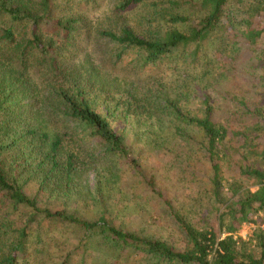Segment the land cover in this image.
Wrapping results in <instances>:
<instances>
[{
    "label": "rangeland",
    "instance_id": "obj_1",
    "mask_svg": "<svg viewBox=\"0 0 264 264\" xmlns=\"http://www.w3.org/2000/svg\"><path fill=\"white\" fill-rule=\"evenodd\" d=\"M13 1L14 5L20 4L22 9L31 13L39 10L40 0ZM160 1L149 0L132 9L120 10L122 0H53L50 20L71 21L66 25L69 30L68 44L63 46L57 41L58 31L51 23L40 24L36 32L44 43L51 44L55 49L60 68L55 75L50 72L47 62H43L42 56L32 46H27L34 33L32 24L12 22L8 16L0 13V36L2 30L10 26L15 33L13 44L0 42V169L9 181L17 179L28 196L37 198L41 208H65L70 213L93 221L103 213L124 231L154 239L160 237L179 247L174 222L160 214L161 205L149 193L143 175L148 179L153 177L156 185L163 187L170 196H175V208L199 226L204 224L205 219L212 220L231 206L228 186L240 184L243 190L250 192H255L257 187L252 180L241 177L239 168L245 161L241 154L243 150L232 148L239 146L238 139L226 149L223 180L218 187L217 197L211 194L212 186L207 178L193 172L184 162L182 146L176 140L174 146L169 130L175 121L162 101L165 96L175 98L185 81L195 78V75L187 77L184 63L181 59H175L182 55L181 51L159 62L145 64L140 51L132 47L124 48L103 35L110 32L119 36L124 29L143 37L150 33L163 35L172 27L182 30L181 26L166 24L161 16H149ZM169 8L174 13H183L192 18V12L181 4L179 8L172 5ZM218 36L213 35L205 40L192 64L198 71V66L203 65L202 57L206 55L212 69L209 93L213 101L219 104V119L227 120L229 124L235 106L231 93H226L224 83H229L230 79L226 78L221 85L214 81L218 76L217 64L228 62L226 57L218 54L215 40ZM242 68L250 71L252 66L248 63ZM231 73L238 74L239 71ZM242 81L239 78L236 82ZM259 83L256 80L257 93L246 95L253 103H257L258 93H262L261 89L259 92ZM79 93L85 96L87 103L98 114L107 117L111 112L115 113L117 118L109 120L115 133L140 136V145H132L131 156L144 172L141 177L123 162L119 165L116 158L101 157V149L89 132L77 120L66 117L65 99L77 100ZM33 128H40L50 138L57 135L62 139L61 165L68 152L80 156L85 164L90 163L81 166L80 177L75 179L74 189L66 198L55 200L48 192L39 190L41 177L38 167L45 158L38 152V140L32 141L27 136V132ZM145 132L158 133L160 137L157 139L161 145L155 147L150 143V138L143 137ZM245 154L250 164L264 165V159ZM108 163H115L123 169L121 179L115 184L110 183L104 172ZM103 197L108 199L97 201ZM6 199L7 196L0 190V247H7L16 239L18 228L24 225L21 216L27 217L29 212L21 206L10 210ZM33 226H37V222ZM258 230H264L262 212L255 216L253 224L242 225L234 237L245 242L251 240L253 247L256 242L254 234ZM24 242L26 253L19 259L20 264H35L40 259L43 264H57L63 260L66 252L75 254L69 260L71 264H80L89 259L92 264H97L99 260L103 264H122L106 256L103 249L97 246L95 235L87 238L76 227L44 221L36 232L27 231ZM128 251L124 256L129 254L131 263H144L139 252Z\"/></svg>",
    "mask_w": 264,
    "mask_h": 264
},
{
    "label": "trees",
    "instance_id": "obj_2",
    "mask_svg": "<svg viewBox=\"0 0 264 264\" xmlns=\"http://www.w3.org/2000/svg\"><path fill=\"white\" fill-rule=\"evenodd\" d=\"M147 1L149 0H122L119 7L120 10L132 9ZM13 3V0H0V13L8 16L12 22L32 24L34 33L31 34L27 46H32L33 50L42 56L43 62H47L53 75L57 74L60 68L57 55L54 54L55 49L51 44L44 43L36 31L40 24L51 23L58 31L57 41L64 46L69 41L66 25L71 21L63 23L50 20L53 0H40L39 10L34 13L22 9L20 4L18 6ZM180 4L192 12V18L170 11L171 5L179 8ZM154 9L150 17L161 16L166 24L181 26L182 30L172 27L163 35L150 33L149 36L143 37L130 29H124L119 36L110 32H104L103 35L124 48L132 47L140 51L145 64L172 57L177 51L182 52V55L176 56L175 59L182 60L188 72L187 77L192 78L195 75V78L185 81L184 87L175 98L165 96L162 101L175 121L169 130L174 146L177 142L182 146L184 162L193 172L207 178V182L212 186L211 194L217 197L218 187L223 180L226 149L238 139L239 146L232 148L243 150L241 154L245 161L239 168L241 177L252 180L257 187L256 191L243 190L240 184L228 186L231 206L214 219H205L204 224L199 226L193 224L191 219H186L185 215L175 208V196H170L163 187L156 185L153 177L148 179L143 175L149 193L154 195L161 205L160 214L174 222V230L180 244L176 247L169 240L165 241L160 237L154 239L124 231L115 226L110 216L103 213L93 221L70 213L65 208H41L37 204V198L28 196L17 183V179L9 181L0 169V190L7 196L9 209L15 210V206H21L29 211L27 217L21 216L24 225L23 228H18L16 239L9 246L0 247V264H20L21 257L26 253L24 241L27 231L36 232L37 227L44 221L76 227L83 231L87 238L89 235H95L97 246L103 249L106 256L122 264H135L130 262L129 254L124 256L127 250L129 253L130 250L139 252L138 254L143 256V264H264V230H258L254 234L256 242L253 247L251 240L245 242L234 237L242 225L253 224L255 216L260 212L264 213V165L250 164L248 155L245 154L264 159V0H161ZM12 28L10 26L2 30L0 42H15ZM213 35H219L215 39L218 54L228 59L227 63L223 62L219 66L217 64L218 76L214 81L221 85L226 78L230 79L229 83H224L227 87L226 93H231V101L235 106L229 124L227 120L219 119V104L213 101L209 93L212 69L206 55H203V65L198 66V71L192 64L205 40ZM248 63L252 66L250 71L246 68L240 69ZM236 71L239 73H231ZM239 78L243 81L237 83ZM256 80L260 82L259 92L261 89L262 93H258L257 103H253L246 95L257 93ZM231 88L234 90L231 91ZM65 101L64 114L68 119L77 120L78 124L89 132L101 149L100 156L116 158L119 165L123 162L128 168L135 169L141 177L144 172L138 161L131 156V147L140 145V136L138 138L135 133L130 137L115 133L109 121L117 118L115 113L108 114L109 119L98 114L87 103L82 93L78 94L77 100L68 98ZM27 136L32 141L38 140V152L45 158L38 167L41 177L40 192H48L55 200L66 198L74 189L75 179L80 177L81 166L90 163L85 164L80 156L68 152L61 165L62 139L59 136L50 138L40 128L28 131ZM143 137L150 138V143L155 147L161 145L157 139L160 135L156 132H145ZM238 167L239 165L237 169ZM122 170L121 166L108 163L104 172L110 183L115 184L121 179ZM104 199L106 201L108 198L103 197L97 201L102 202ZM36 222L37 226L34 227ZM1 225L0 222V230ZM86 244L87 242L84 245ZM121 255L123 258H118ZM71 256L75 257L74 252L64 253L63 260L57 264H71ZM86 262L92 264L90 259L81 261L80 264ZM102 262L99 260L97 264H103ZM35 264H43V260H37Z\"/></svg>",
    "mask_w": 264,
    "mask_h": 264
}]
</instances>
